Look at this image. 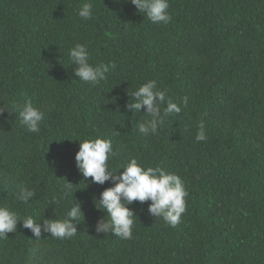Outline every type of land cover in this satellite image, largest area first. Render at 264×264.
<instances>
[{"label":"trees","instance_id":"trees-1","mask_svg":"<svg viewBox=\"0 0 264 264\" xmlns=\"http://www.w3.org/2000/svg\"><path fill=\"white\" fill-rule=\"evenodd\" d=\"M86 2L90 20L77 14ZM169 5L164 25L130 0H0V206L39 222L63 218L73 199L84 214L71 239H37L18 223L0 239V264H264V0ZM77 43L91 64H116L96 86L74 76L68 50ZM148 80L181 112L145 137L144 109L132 115L125 104ZM28 100L46 111L39 134L20 123ZM201 120L206 139L197 142ZM97 136L113 140L112 167L136 156L182 179L176 227L148 213L151 201H134L131 238L96 233L109 217L93 198L113 185L84 180L75 154L78 139ZM66 181L73 194L54 205ZM20 183L35 191L27 203Z\"/></svg>","mask_w":264,"mask_h":264},{"label":"clouds","instance_id":"clouds-1","mask_svg":"<svg viewBox=\"0 0 264 264\" xmlns=\"http://www.w3.org/2000/svg\"><path fill=\"white\" fill-rule=\"evenodd\" d=\"M130 2L152 24L167 25L172 20L169 13V0H130ZM77 14L83 20L92 19L93 4L83 3L78 8ZM68 56L70 62L75 65L72 68L74 76L92 86L105 80L106 74L116 67L115 62L91 64L89 50L81 43L71 47L68 50ZM129 97L125 108L132 115H137L144 109L142 115L144 118L137 122V128L145 137L158 134L170 115L181 112V106L166 100L165 92L157 87L156 80L143 83L137 90L131 92ZM181 104L187 107V97L181 101ZM3 111L0 110V113ZM19 117L20 123L29 132L39 134L46 119V111L28 100L19 107ZM197 127L195 140L197 142L205 140L203 120ZM116 133L119 132L116 131ZM77 141H79V150L75 154V166L84 180L91 177L93 183L103 185L108 181L113 185L102 191L99 198H93L96 208L101 211L103 209L109 217L108 220L101 217L98 221L95 226L97 234L112 233L121 239L131 238L137 217L130 207L134 201L141 204L151 201L147 209L151 216L161 218L173 228L177 226L182 214L186 211L185 198L188 196L184 183L177 174L166 172L161 167L145 166L136 156H129L126 164L112 167L110 161L116 153L110 137L97 136ZM73 186L74 184L66 181L61 195L53 197L52 203L61 205L73 194ZM17 188L16 195L19 201L27 203L35 196V191L24 183L18 184ZM81 217L84 218L82 207L73 199L71 207L66 209L63 218H48L39 222L31 216L22 218L18 210L0 206V239L8 238V233H15L18 223H22V227L31 230L37 239L42 233H49L54 238L71 239L78 232Z\"/></svg>","mask_w":264,"mask_h":264}]
</instances>
